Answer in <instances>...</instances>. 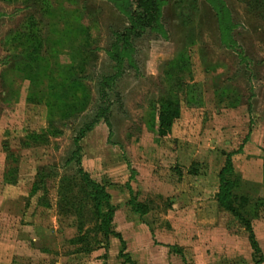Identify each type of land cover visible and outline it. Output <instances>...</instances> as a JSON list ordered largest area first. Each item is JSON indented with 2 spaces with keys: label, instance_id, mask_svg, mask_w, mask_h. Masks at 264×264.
I'll return each mask as SVG.
<instances>
[{
  "label": "rangeland",
  "instance_id": "rangeland-1",
  "mask_svg": "<svg viewBox=\"0 0 264 264\" xmlns=\"http://www.w3.org/2000/svg\"><path fill=\"white\" fill-rule=\"evenodd\" d=\"M132 7L0 0V264H264V0H160L139 36Z\"/></svg>",
  "mask_w": 264,
  "mask_h": 264
},
{
  "label": "trees",
  "instance_id": "trees-1",
  "mask_svg": "<svg viewBox=\"0 0 264 264\" xmlns=\"http://www.w3.org/2000/svg\"><path fill=\"white\" fill-rule=\"evenodd\" d=\"M132 11L129 13V18L131 22L130 28L127 30L130 35H141L143 31L146 29H153L156 25L159 24V17L161 15V7H160V0H132ZM129 35V34H128ZM128 37V36H126ZM118 52V53H117ZM115 57H119L123 55V51L121 49H117ZM158 113L156 115L157 120V134L162 137H168L171 134L172 127L175 121L180 117V108L177 101L173 100L172 98L166 99L164 103L158 108ZM91 126L87 127L81 132V137L84 136L86 130L89 131ZM234 173V166L232 164V160L230 155L227 156V164L225 168L222 170L220 174V180L222 186L220 188V193L217 196V201L221 208L230 212L234 216L238 217V219L244 223L247 227L249 232V240L252 248L257 251L258 250V243L256 237L253 233L252 226L247 220L239 213L236 205L235 200L238 198L234 197L231 187L233 182L230 178H227L228 175H232ZM87 178V174H85ZM92 193L94 194L95 199L97 200L98 204L105 202L107 208L109 209V218L106 224V228H110V217L114 215V209L111 204V195L104 189L101 188L99 185L91 183ZM240 199V198H239ZM244 202L248 200L246 198H242ZM134 203V202H133ZM135 212L144 215L147 213L145 207L141 204H136L133 206Z\"/></svg>",
  "mask_w": 264,
  "mask_h": 264
}]
</instances>
